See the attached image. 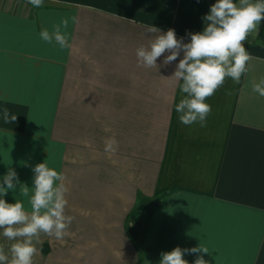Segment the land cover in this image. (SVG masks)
<instances>
[{
  "label": "crops",
  "instance_id": "crops-1",
  "mask_svg": "<svg viewBox=\"0 0 264 264\" xmlns=\"http://www.w3.org/2000/svg\"><path fill=\"white\" fill-rule=\"evenodd\" d=\"M214 0H0V175L9 168L32 185V168L46 160L68 187L66 235L40 234L33 264H158L160 253L200 245L189 264H264V21L244 42L250 59L239 83L226 78L212 96L204 126L182 124L178 60L138 62L136 49L174 28L201 31ZM71 46L43 41L62 17ZM114 137L115 151H105ZM20 187V191H19ZM23 186L5 194L22 199ZM163 204L140 215V201ZM12 241L0 236L9 252ZM10 256V253H9Z\"/></svg>",
  "mask_w": 264,
  "mask_h": 264
},
{
  "label": "clouds",
  "instance_id": "clouds-1",
  "mask_svg": "<svg viewBox=\"0 0 264 264\" xmlns=\"http://www.w3.org/2000/svg\"><path fill=\"white\" fill-rule=\"evenodd\" d=\"M44 0H28L34 7H40ZM201 31L187 32L190 37H177L174 28L161 30L154 24L145 25V32L156 34L147 45L136 49L138 62L145 67L157 65V57L162 53L165 64L182 57L175 65L170 76L178 82L183 94L174 107L178 120L185 125L199 123L204 126L211 111L207 102L214 92L224 84L226 78L239 83L242 73L247 71L250 53L245 41L253 30L258 31L264 21V0H214L209 10L201 17ZM77 21L76 15L62 17L53 24L51 30L42 28L40 38L61 49L71 46L66 29L69 22ZM254 91L264 96V79L253 85ZM16 119V113L0 106V120L5 123ZM117 142L114 137L105 141V151H115ZM32 185L21 182L16 171L9 168L0 175V236L12 241L9 252L0 247V264H33V257L39 251L36 243L40 234L45 233L57 240L66 235L72 216L65 214L68 187L63 182V174L50 167L46 160L32 168ZM23 186L22 195L28 197L31 210L24 207L22 199L8 202L5 194ZM20 191V187H19ZM34 241L36 243H34ZM208 252L204 247L181 248L176 246L170 251H162L158 264H189L183 258L185 253ZM10 253V256H9ZM193 264H207L203 256H197Z\"/></svg>",
  "mask_w": 264,
  "mask_h": 264
},
{
  "label": "trees",
  "instance_id": "trees-1",
  "mask_svg": "<svg viewBox=\"0 0 264 264\" xmlns=\"http://www.w3.org/2000/svg\"><path fill=\"white\" fill-rule=\"evenodd\" d=\"M164 197H165V194H162L160 196V198H156L154 201H149V202H146V201H140V204L138 205V207L132 211V214H131V217L130 219L131 220H135L136 219V227L134 226H131L130 227V233L132 234V236H136L137 235V232H138V224H139V218L140 215H142L143 213L147 214L149 210L152 209V207H157L161 204H163V201H164ZM139 216V217H138Z\"/></svg>",
  "mask_w": 264,
  "mask_h": 264
}]
</instances>
